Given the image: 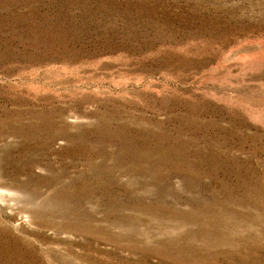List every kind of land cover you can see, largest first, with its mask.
I'll return each mask as SVG.
<instances>
[{
  "label": "rangeland",
  "instance_id": "rangeland-1",
  "mask_svg": "<svg viewBox=\"0 0 264 264\" xmlns=\"http://www.w3.org/2000/svg\"><path fill=\"white\" fill-rule=\"evenodd\" d=\"M0 264H264V0H0Z\"/></svg>",
  "mask_w": 264,
  "mask_h": 264
}]
</instances>
